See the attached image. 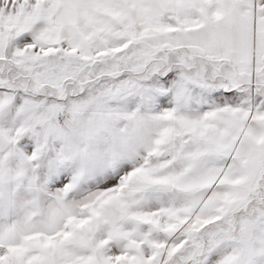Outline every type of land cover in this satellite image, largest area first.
<instances>
[{"label":"snow or ice","instance_id":"6c2138e0","mask_svg":"<svg viewBox=\"0 0 264 264\" xmlns=\"http://www.w3.org/2000/svg\"><path fill=\"white\" fill-rule=\"evenodd\" d=\"M0 264H264V0H0Z\"/></svg>","mask_w":264,"mask_h":264}]
</instances>
